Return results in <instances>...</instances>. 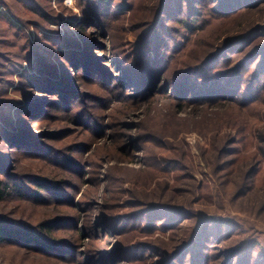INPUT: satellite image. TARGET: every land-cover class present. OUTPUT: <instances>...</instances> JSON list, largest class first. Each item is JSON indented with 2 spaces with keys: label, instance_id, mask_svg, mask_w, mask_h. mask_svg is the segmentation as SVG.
<instances>
[{
  "label": "rangeland",
  "instance_id": "374dc122",
  "mask_svg": "<svg viewBox=\"0 0 264 264\" xmlns=\"http://www.w3.org/2000/svg\"><path fill=\"white\" fill-rule=\"evenodd\" d=\"M0 180V264H264V0H0Z\"/></svg>",
  "mask_w": 264,
  "mask_h": 264
},
{
  "label": "trees",
  "instance_id": "16d2710c",
  "mask_svg": "<svg viewBox=\"0 0 264 264\" xmlns=\"http://www.w3.org/2000/svg\"><path fill=\"white\" fill-rule=\"evenodd\" d=\"M210 100H215V99H210ZM8 190H9V187L7 186V184H5L4 181L0 180V202L3 201L7 197ZM57 222L58 220H54V222L47 221V222L41 223V227L42 228L53 227L55 226V223ZM18 233H20L19 230H14L12 228L10 229L9 227L5 226L4 224L0 222V243L12 240L15 235H18ZM199 237H200V232H197L194 238L196 240V239H199ZM31 240H35V239L31 238ZM45 245L46 244L41 243L39 241L37 242V246H39V248L42 250L48 249V247Z\"/></svg>",
  "mask_w": 264,
  "mask_h": 264
}]
</instances>
